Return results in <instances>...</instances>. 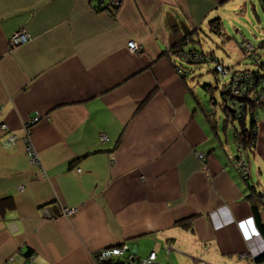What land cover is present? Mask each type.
<instances>
[{"label":"crops","instance_id":"obj_1","mask_svg":"<svg viewBox=\"0 0 264 264\" xmlns=\"http://www.w3.org/2000/svg\"><path fill=\"white\" fill-rule=\"evenodd\" d=\"M118 1L0 0V200L13 203L0 264H97L121 242L175 264H264L252 259L264 250V97L243 178L232 125L198 106L201 81L177 73L173 52L195 49L182 38L201 40L212 18L222 35L247 0ZM18 29L28 38L10 47Z\"/></svg>","mask_w":264,"mask_h":264},{"label":"rangeland","instance_id":"obj_2","mask_svg":"<svg viewBox=\"0 0 264 264\" xmlns=\"http://www.w3.org/2000/svg\"><path fill=\"white\" fill-rule=\"evenodd\" d=\"M251 4H253L254 8L257 10L259 14L260 19L258 21L256 20V17L253 11L251 10ZM236 12L239 13V15L235 16L232 19L228 16L227 17L224 16L223 19L224 32L222 35H215L214 33L210 32L207 29L204 21L203 29L206 32L201 31L199 33L202 36L200 42L189 41L190 39L189 34L185 35L181 41L183 43H186L184 45V48H195L199 52L212 51L213 56L218 57L222 65L229 69V71L232 73L231 79L233 80L234 84L233 82H231L232 84H230L228 87L225 88L227 90V93H225V97L228 100L229 99L231 100L232 96H235L236 94L242 95L245 92L246 93L249 92L247 88H245L244 90L240 89L242 82L236 84L235 81L237 79H240V75L243 73L242 70L240 71V69L253 67L250 59L247 57L248 52L253 51L251 50V48H253L252 45H255L260 39L264 37V13L260 9L258 0H247L245 11L241 10ZM242 34H244L245 38H247L248 40L244 39L245 46L241 47L240 46L241 44L238 45V42L241 41ZM204 59L203 61H200L201 65L198 67L195 66L194 64H190L191 66H193L194 70L193 72L186 74V76H188L187 78H189L190 76L192 77V75L193 76L195 75V77L191 79L193 83H195V81L199 79L201 82H206L211 84V86L213 87L214 96L218 101L217 103L214 104L212 100L209 99L207 91L201 85L194 86V93L196 94L197 98L194 99L193 97V99L197 101L199 107L201 103V105L206 106L210 110H216V112H218L219 114L221 112L219 106V102L221 100L220 86L225 80L229 79V77L220 76L218 82L216 83L212 72L210 70L208 71V69L212 67L213 64L214 66H216L219 65V63L204 61ZM216 85H218V87L214 88V86ZM241 101L243 100H239V102ZM254 101L255 103L259 102L258 100L257 101L254 100ZM229 106L232 105L229 104ZM239 114L240 113L238 112V114H235L234 116H239ZM226 129L227 132L230 133L231 126L230 125L226 126ZM238 148L241 149V147ZM246 167H248V165ZM163 252H158L156 260L163 263L169 262L170 259L166 258ZM165 253L166 255L169 254V252H167L166 249H165ZM172 263L175 264L173 260Z\"/></svg>","mask_w":264,"mask_h":264},{"label":"trees","instance_id":"obj_3","mask_svg":"<svg viewBox=\"0 0 264 264\" xmlns=\"http://www.w3.org/2000/svg\"><path fill=\"white\" fill-rule=\"evenodd\" d=\"M260 4H261V8L264 10V0H259ZM95 7L97 9H107L108 11L112 12L114 10V8L117 7V3L112 2V0H95ZM209 23V29L218 34L221 31V20L219 17H215L212 18L208 21ZM244 39L242 38V40L239 42V44H241V42ZM200 41V40H198ZM242 47V45H240ZM253 50L255 55H250L248 54L247 57L250 59L253 67L252 68H244V69H240V71L242 70V72L244 73V77L247 78L248 81H246L245 83H247L246 87L249 92L248 93H244L242 95L236 94L235 96H232V99L228 100L225 97V93H227V90L225 89L226 87H228L230 84H232V79H231V75H221L216 69L215 66L213 64L212 67H210L208 69V71L210 70L213 74V77L215 79V82L217 83L219 80V77H226L228 76L229 79L225 80L222 85L220 86V102H219V106L221 109V113H223L224 115V120H223V124H227L228 122L232 125L233 127V133H234V139L236 142V146L237 149L239 150L238 147H241L240 152L243 154V157L245 159V161L248 163V157L249 155L253 152V145H254V140H255V112H256V108L259 105V103H261L263 97H264V37L262 39H260L257 43L256 46H253ZM259 48L260 52H258L256 49ZM179 51H196L199 52L196 49H173V52H175L176 54H180ZM199 53H201L203 55V57L205 58L204 61H211L213 63H220V59L218 57L213 56V52H203L200 51ZM209 56V57H208ZM246 56V54H245ZM179 57V64L183 65V67H185L188 71L185 72L184 74L180 75L181 77H184L186 74L193 72V66H191L190 64H194L195 66H200L201 63L200 62H194V63H185L182 61L180 55ZM229 67V66H228ZM247 74V75H246ZM199 86L201 85L208 93L209 99L212 100V102L215 104L217 103V99L214 96V91H213V87L211 86L210 83H206V82H199L198 81ZM218 85L214 86V88H217ZM262 94V98L257 99L259 102L255 103V99ZM238 100V101H237ZM239 100H243L241 102H239ZM229 104H231L232 106H229ZM238 112L240 113L239 116H234L235 114H238ZM238 123V124H237ZM240 145V146H239ZM233 157V156H232ZM231 157V158H232ZM4 201H6L7 203V207H11L12 206V200L7 199V200H0V210L3 209V205L2 203H4ZM255 207V206H254ZM256 210V208H255ZM178 224L183 225V226H189V222L188 221H184L181 220L178 222ZM252 259L257 262L260 263L264 260V250L259 253L258 255H255L254 257H252Z\"/></svg>","mask_w":264,"mask_h":264},{"label":"built area","instance_id":"obj_4","mask_svg":"<svg viewBox=\"0 0 264 264\" xmlns=\"http://www.w3.org/2000/svg\"><path fill=\"white\" fill-rule=\"evenodd\" d=\"M112 2L114 3H118V0H112ZM28 38V34L25 31V29H18L17 31H15L10 39H9V46L10 47H14L15 45L24 42L25 40H27ZM242 46H245V41L243 40L241 42ZM247 46V45H246ZM253 46V45H252ZM127 48L129 49V51L134 52V53H139L141 52V46L139 44H137L135 41H128L127 42ZM249 50V49H247ZM251 50H253V48H251ZM248 54L250 55H255L254 50L248 52ZM180 57L182 59L183 62L185 63H194V62H200L203 61L204 57L201 53L196 52V51H182L180 52ZM253 55V56H254ZM175 68L177 70V73L179 75L184 74L185 72H187L188 70L183 67V65L179 64V63H175ZM215 69L221 74V75H231L232 73L229 71L228 68L224 67L222 64L219 63V65L215 66ZM245 73V72H244ZM244 73H242L240 75V79H237L235 81V83H240L241 90H244L247 83H245L247 80L246 77H244ZM247 75V74H246ZM233 82V80H232ZM234 84V82H233ZM262 98V94L259 95L255 100L257 101V99ZM37 117H33V119L31 121L36 120ZM29 126H30V122L25 123V128H26V136L24 138L25 143L26 141L28 142V131H29ZM0 128L2 130L6 129L5 124H0ZM104 135L101 133L100 134V139H104ZM9 140L13 141L15 139L14 135H10L8 137ZM26 152L27 155L30 159V161L36 165L39 164V161L37 159V155L34 151V149L31 147V145L28 143H26ZM199 158H203L204 154L201 152L197 153ZM231 164L232 166H234V168L240 173V175L245 178L248 174V167L246 164V161L243 157V154L240 152V149L238 150V152L231 158ZM74 211V208H68V207H64L62 209V213L65 215H69ZM254 235V234H252ZM167 252H169V247L166 248ZM244 256V255H242ZM94 258L95 261L97 262V264H172L170 261L169 262H159L157 261V253L155 250H150L147 254L145 255H138L136 252L133 251V249H131V247L124 243L121 242L118 245H114V246H108V247H102L100 248L98 251H96L94 253Z\"/></svg>","mask_w":264,"mask_h":264},{"label":"water","instance_id":"obj_5","mask_svg":"<svg viewBox=\"0 0 264 264\" xmlns=\"http://www.w3.org/2000/svg\"><path fill=\"white\" fill-rule=\"evenodd\" d=\"M132 247V246H131ZM132 249V248H131Z\"/></svg>","mask_w":264,"mask_h":264}]
</instances>
